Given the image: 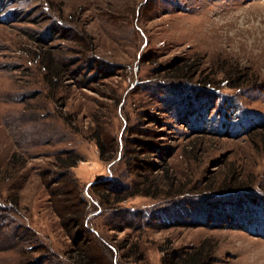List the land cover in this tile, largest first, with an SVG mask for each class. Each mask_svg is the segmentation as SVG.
<instances>
[{"label": "rangeland", "instance_id": "1", "mask_svg": "<svg viewBox=\"0 0 264 264\" xmlns=\"http://www.w3.org/2000/svg\"><path fill=\"white\" fill-rule=\"evenodd\" d=\"M68 151L93 261L264 264V0H0V264H75Z\"/></svg>", "mask_w": 264, "mask_h": 264}, {"label": "trees", "instance_id": "2", "mask_svg": "<svg viewBox=\"0 0 264 264\" xmlns=\"http://www.w3.org/2000/svg\"><path fill=\"white\" fill-rule=\"evenodd\" d=\"M57 70V68L53 69V74L55 73L58 75ZM91 138H93L95 146L97 147L99 159L105 162L110 161L115 152H117L116 140H110L108 145H106V142L104 141V139L100 138V134L98 132L94 133ZM137 141L139 147H143L144 144L149 147L151 146L149 145L150 143L146 141ZM128 150L131 152V154H129L131 155L129 160L132 162L130 163L133 164V161L138 160L137 156L141 149L135 150L134 148H127L125 143V145L122 146V158H124V152H128ZM163 154H160L159 156H163ZM82 161L83 157L75 153L74 151H68L64 153V156H57L56 162L59 165L60 169H64V173L55 174V179L53 178V181H50L48 184V188L51 189L49 191V194L51 196V208L60 219L62 226L65 229H69L72 236L74 235L72 238L73 249H71L70 251V261L75 264H99L96 261H93L92 258L86 253V244L83 245L87 234V232L84 230L87 207L83 200L74 198V196L77 194L76 191L78 187L68 175V170L75 167ZM141 169H144V167H138L137 169L133 168L132 171H134V173H137L138 170ZM109 185L110 183L101 185L94 184L91 192H93L94 195H97L99 198H102L101 201H103L104 204L108 205L110 209L114 208V205L116 206L126 201L128 198L138 195V192L127 193L124 186H118L117 184H113L111 185L110 189L105 190L107 192V195H104L100 190H98V187L100 188V186L107 188V186ZM226 195L229 194H223V196ZM118 211L124 210L120 209ZM130 216H133V214H131ZM218 228L224 229L226 228V226H221ZM202 249L203 247L201 246L200 248L194 250L191 254L184 255L183 258L177 257L176 260L172 261V264H205Z\"/></svg>", "mask_w": 264, "mask_h": 264}]
</instances>
